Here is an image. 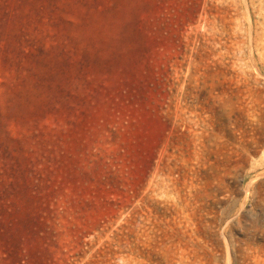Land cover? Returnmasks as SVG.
<instances>
[{
	"label": "rangeland",
	"instance_id": "rangeland-1",
	"mask_svg": "<svg viewBox=\"0 0 264 264\" xmlns=\"http://www.w3.org/2000/svg\"><path fill=\"white\" fill-rule=\"evenodd\" d=\"M0 264H264V0H0Z\"/></svg>",
	"mask_w": 264,
	"mask_h": 264
}]
</instances>
